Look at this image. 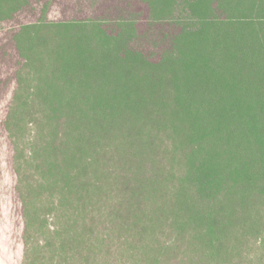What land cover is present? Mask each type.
<instances>
[{"label": "trees", "instance_id": "obj_1", "mask_svg": "<svg viewBox=\"0 0 264 264\" xmlns=\"http://www.w3.org/2000/svg\"><path fill=\"white\" fill-rule=\"evenodd\" d=\"M132 13L178 28L154 59ZM31 17L0 44V264H264V0H0Z\"/></svg>", "mask_w": 264, "mask_h": 264}, {"label": "rangeland", "instance_id": "obj_2", "mask_svg": "<svg viewBox=\"0 0 264 264\" xmlns=\"http://www.w3.org/2000/svg\"><path fill=\"white\" fill-rule=\"evenodd\" d=\"M129 17L130 19L128 21H132L133 26L137 30V40L141 41L144 54L151 57L152 59H154L151 51V48H154V46L152 45H155L157 49H159L160 51L162 49L169 47L170 38H171L170 36L178 31L176 25H172L165 22L151 23L146 20L149 17L147 18L145 15H140L139 13H132ZM34 19L35 18L31 17L28 20L22 19L21 21L18 22H13V23L9 22L8 24L0 23V44L2 43L4 37H7L9 39L10 35L16 32L17 30L16 26L19 24V22L24 21V22L32 23L35 22ZM9 24H12L14 27H8ZM4 51L5 50L3 46L0 45V104L7 103L9 95L3 94V89L8 88L9 91L13 88L14 79L17 76V74L20 73V68H21V59L16 57L15 55H12L10 56L8 62L7 57L4 54ZM12 79L13 82L12 84H10ZM9 154H10L9 150L7 154H4L2 151L0 156L4 155L6 156V158H8ZM3 186H5V184ZM0 195H1L0 196V203H1L4 199V195H5L4 191H1ZM9 261H15V263H18L19 250L15 256L6 259V262Z\"/></svg>", "mask_w": 264, "mask_h": 264}]
</instances>
